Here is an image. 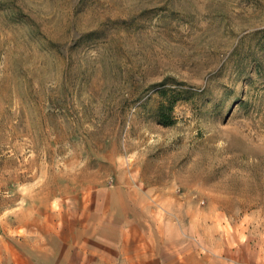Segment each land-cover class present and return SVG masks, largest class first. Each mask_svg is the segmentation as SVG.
<instances>
[{
    "label": "rangeland",
    "instance_id": "1",
    "mask_svg": "<svg viewBox=\"0 0 264 264\" xmlns=\"http://www.w3.org/2000/svg\"><path fill=\"white\" fill-rule=\"evenodd\" d=\"M186 204L264 246V0H0V250Z\"/></svg>",
    "mask_w": 264,
    "mask_h": 264
},
{
    "label": "crops",
    "instance_id": "2",
    "mask_svg": "<svg viewBox=\"0 0 264 264\" xmlns=\"http://www.w3.org/2000/svg\"><path fill=\"white\" fill-rule=\"evenodd\" d=\"M167 214L161 218V225L154 226L157 231L154 233L145 232L148 226L141 222H137L142 230L140 235L128 233L137 223L124 221L118 238L114 239L100 236L99 227H92V233L88 232L85 238L77 228L70 241L51 234L58 239L52 243L53 248L47 245L18 248L5 244L0 250V264H209L208 257L202 255L208 239L205 228L215 231V247L209 251L213 252L214 264H264V246L256 245L248 232L238 228L223 232L227 225L217 209L186 204L179 209H167Z\"/></svg>",
    "mask_w": 264,
    "mask_h": 264
},
{
    "label": "trees",
    "instance_id": "3",
    "mask_svg": "<svg viewBox=\"0 0 264 264\" xmlns=\"http://www.w3.org/2000/svg\"><path fill=\"white\" fill-rule=\"evenodd\" d=\"M175 100H176L175 97H171V98H169V102H168V104H169V105H168L169 108L172 107V105H173V103H174ZM160 119H161L162 122H166V121H165V120H166V115H165V114H161Z\"/></svg>",
    "mask_w": 264,
    "mask_h": 264
}]
</instances>
